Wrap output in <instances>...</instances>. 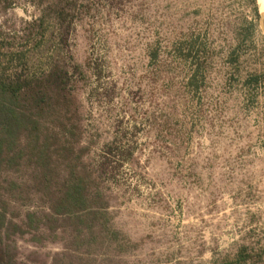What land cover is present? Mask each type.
Instances as JSON below:
<instances>
[{
	"label": "rangeland",
	"instance_id": "374dc122",
	"mask_svg": "<svg viewBox=\"0 0 264 264\" xmlns=\"http://www.w3.org/2000/svg\"><path fill=\"white\" fill-rule=\"evenodd\" d=\"M51 2L64 8L62 23ZM255 8L257 0H0V69L79 64L76 153L91 164L111 144V160L123 161L103 185L105 227L66 215L25 224L28 212H50L62 160L45 170L50 188L34 164L0 171V209L17 225L0 235L18 264H264ZM255 73L262 79L248 84Z\"/></svg>",
	"mask_w": 264,
	"mask_h": 264
},
{
	"label": "trees",
	"instance_id": "16d2710c",
	"mask_svg": "<svg viewBox=\"0 0 264 264\" xmlns=\"http://www.w3.org/2000/svg\"><path fill=\"white\" fill-rule=\"evenodd\" d=\"M49 11L59 23L63 22L64 8L57 2L49 4ZM255 12L259 17L257 8ZM37 22V27L43 30L44 13ZM72 68L71 72L64 64L55 62L41 73H10L5 68L0 69V171L18 169L25 163L34 164L35 168L44 170L43 181L50 188L52 178L45 170L53 160H62L66 170L51 201L50 212L43 216L27 213L25 224L30 229L58 215L81 222L89 220L91 225L104 227L109 221L103 185L114 178L116 164L123 161L111 160V144L104 145L102 155L91 164L83 162L81 151L76 153L79 132L74 120L75 98L78 83L85 75L79 64ZM262 77L259 73L250 74L246 82L257 84ZM8 224L17 226L9 222L6 212L0 209V230L6 229ZM239 256L245 259L244 253ZM0 264H18L1 235Z\"/></svg>",
	"mask_w": 264,
	"mask_h": 264
},
{
	"label": "water",
	"instance_id": "95a60500",
	"mask_svg": "<svg viewBox=\"0 0 264 264\" xmlns=\"http://www.w3.org/2000/svg\"><path fill=\"white\" fill-rule=\"evenodd\" d=\"M259 24L264 33V12H259Z\"/></svg>",
	"mask_w": 264,
	"mask_h": 264
},
{
	"label": "bare ground",
	"instance_id": "6f19581e",
	"mask_svg": "<svg viewBox=\"0 0 264 264\" xmlns=\"http://www.w3.org/2000/svg\"><path fill=\"white\" fill-rule=\"evenodd\" d=\"M258 5H259V10L261 12H264V0H257Z\"/></svg>",
	"mask_w": 264,
	"mask_h": 264
}]
</instances>
